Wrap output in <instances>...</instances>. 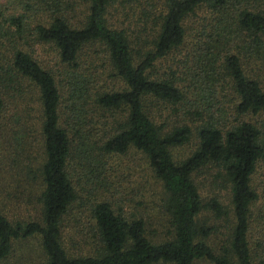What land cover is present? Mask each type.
Returning <instances> with one entry per match:
<instances>
[{
  "label": "trees",
  "instance_id": "trees-1",
  "mask_svg": "<svg viewBox=\"0 0 264 264\" xmlns=\"http://www.w3.org/2000/svg\"><path fill=\"white\" fill-rule=\"evenodd\" d=\"M19 4L49 11L29 28L33 40L53 47L66 79L18 47L24 15L0 8V44L10 46L8 66L0 58V263L17 242L34 238L40 259L30 264H264V216L254 228L251 184L264 165V0ZM19 80L36 91L37 123L6 111L2 91L21 98ZM189 144L184 156L173 154ZM128 154L161 189L164 236L143 210H124L122 191L106 190L105 163ZM210 170L227 202L202 198L196 178ZM83 176L93 181L84 197ZM23 185L38 206L33 219L19 218L15 205ZM74 201L88 222L85 235L70 228L81 240L71 251L63 234ZM205 211L226 226L217 248L210 236L218 227L202 222Z\"/></svg>",
  "mask_w": 264,
  "mask_h": 264
},
{
  "label": "rangeland",
  "instance_id": "rangeland-1",
  "mask_svg": "<svg viewBox=\"0 0 264 264\" xmlns=\"http://www.w3.org/2000/svg\"><path fill=\"white\" fill-rule=\"evenodd\" d=\"M0 8L5 12L7 16L11 15H24V19L26 21V29L23 34V39L25 40L18 43V47L21 46L22 49L31 53L32 57L37 60V62L45 67L46 69L52 72H58L59 79L64 81L66 78L64 77L63 71L66 68L61 65L58 61L57 54L53 47L48 43L37 42L33 40V35L31 33V29L29 26H32L41 18H44L45 15L48 16L46 12L42 13H34L33 9H29V11H24L22 8V4H19V0H0ZM192 22V19H191ZM191 24V23H188ZM12 29V27H11ZM11 39V38H10ZM2 44H0V58H3V55H8L10 50V46L7 41L2 40ZM15 44V43H13ZM32 51V52H31ZM88 52L85 53L83 58L87 57ZM93 65L98 64L97 59H93ZM4 67L8 66L6 63V58H3ZM164 63L160 66L163 68ZM60 72V74H59ZM98 74H102L100 70L96 71ZM10 69L8 68V72L5 74L9 76ZM264 73L262 72V76ZM264 79V78H263ZM18 92L16 94H21V98H17L8 88V91H2L3 99L5 101L6 111L13 110L15 112L24 113V116L28 122L38 121V103L36 101V91L34 87L30 84H25L22 80H19L17 83ZM118 85V84H117ZM116 85V86H117ZM262 85L264 86V81H262ZM66 86H64V91ZM22 99V100H21ZM68 114V112H66ZM36 129V128H35ZM38 129V128H37ZM37 129L35 132H37ZM1 136V131H0ZM90 141L97 139L96 134L93 130V133L89 137ZM192 147V144L187 146L178 148L177 150H173V154L178 157L184 156ZM36 154V153H35ZM34 155V154H32ZM131 155H114L112 156L109 163H105V168H107L103 174V183L108 184L106 190L112 191L113 188H117L118 191H122L124 193L121 200L124 201L122 207L125 211H132L134 207L143 210V212L150 218L151 224L157 228L156 235L161 234V236L166 234V230H168V225L166 221H164V215L162 214V209L160 207L161 200V189L157 185L155 181L150 177V173L148 174L147 169L144 167L143 162L141 161L140 165L134 164ZM107 164V165H106ZM75 167L79 169L78 164H75ZM6 168V165H4ZM140 175H145L144 178H140ZM213 171L203 172L199 174L196 178L198 182V186L202 192V198H208L213 196H217L224 202H227L228 198L226 192L223 188L220 187L219 184H215L212 180ZM76 175L74 176L75 179ZM252 187L257 194V202L252 210V219L254 228H257V222H262L261 217L264 216V165L259 164L255 169L252 177ZM147 180V181H146ZM148 181L150 184H148ZM93 181H87L85 176L80 178V182L78 184V193L80 196H86L85 192L90 188H92ZM82 190H79V189ZM32 189H38L34 185H32ZM104 187L100 188V192H103ZM18 197L16 198L15 205L20 207L19 209V218L21 219H33L37 215V204L34 202L31 187L28 185H23L19 190ZM106 192V191H105ZM29 193L30 201L26 200L27 195ZM24 194V195H23ZM207 195V196H205ZM31 197V198H30ZM22 199V201L20 200ZM74 207L72 208V213L65 217V233L64 235V243L68 249L71 251L76 248L77 245H81L80 235L76 232H71V227H79L81 231L86 234L85 224L88 222V210L85 209L83 213L78 210L77 201L73 202ZM10 205L7 207L9 208ZM11 211H15L17 214V210L11 205ZM262 211V213H260ZM263 214V215H261ZM159 216L160 219L156 217ZM11 217V216H9ZM69 217V218H68ZM12 218V217H11ZM9 218V219H11ZM156 221L158 223H162L163 227H158L155 225ZM162 221V222H161ZM202 222L207 226L218 227L214 230V233L210 236V241H212L213 245L217 246L220 244V238H224L226 232V226L223 223L222 219L216 218L212 212H203L202 213ZM153 226L150 225L151 229H154ZM70 236H67V234ZM159 233V234H158ZM218 239V240H217ZM216 241V242H215ZM38 253H40V247L38 245V241L34 238L26 239L24 241H19L14 245V252L10 254V256L3 260V263L0 264H30V260L38 261L40 257H38ZM155 264H168V263H155ZM195 264H210L206 261L197 262Z\"/></svg>",
  "mask_w": 264,
  "mask_h": 264
}]
</instances>
